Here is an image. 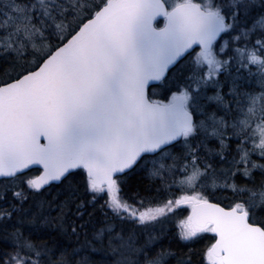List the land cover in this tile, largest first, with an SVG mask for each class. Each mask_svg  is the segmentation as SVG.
<instances>
[{"label":"snow or ice","instance_id":"1","mask_svg":"<svg viewBox=\"0 0 264 264\" xmlns=\"http://www.w3.org/2000/svg\"><path fill=\"white\" fill-rule=\"evenodd\" d=\"M0 264H264V0H0Z\"/></svg>","mask_w":264,"mask_h":264}]
</instances>
